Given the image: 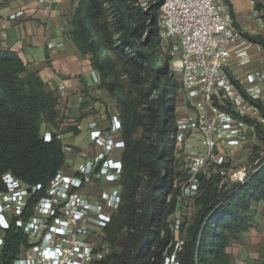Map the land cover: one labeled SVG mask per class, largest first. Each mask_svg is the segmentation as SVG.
Here are the masks:
<instances>
[{
	"label": "trees",
	"instance_id": "1",
	"mask_svg": "<svg viewBox=\"0 0 264 264\" xmlns=\"http://www.w3.org/2000/svg\"><path fill=\"white\" fill-rule=\"evenodd\" d=\"M159 7L160 2L144 8L140 0H78L71 20L73 41L90 56L115 100L125 142L119 153L122 201L104 231L110 251L91 264H166L171 257L177 264H232L228 247L250 229L253 205L264 200V158L244 182L226 179L221 185L225 176L216 164L210 165L217 173L200 172L197 211L176 223L184 235L176 240L170 217L184 198L174 165L182 87L162 46ZM255 9L264 19V0H256ZM242 35L264 46L261 35ZM116 58L126 82L117 76ZM231 77L264 120V100ZM58 103L37 70L16 51L0 49V187L3 175L12 172L44 188L65 166L63 141L56 133L47 141L41 132L44 122H56ZM240 117L264 141V123ZM26 244L22 232L10 229L1 264H13Z\"/></svg>",
	"mask_w": 264,
	"mask_h": 264
},
{
	"label": "built area",
	"instance_id": "2",
	"mask_svg": "<svg viewBox=\"0 0 264 264\" xmlns=\"http://www.w3.org/2000/svg\"><path fill=\"white\" fill-rule=\"evenodd\" d=\"M141 3L144 8L151 4L147 0ZM159 23L162 36L173 44L169 51L172 69L179 76L180 93L191 107L187 118L178 121L177 141L198 133L205 150L194 157L196 165L202 168L216 164L225 176L227 168L222 165L228 162L227 151L249 141V125L240 116L260 113L231 77L230 61L235 52L239 55L236 65L251 60L247 47L239 43L241 27L227 0H160ZM93 72L99 82L98 73ZM247 79L264 81V72L249 73ZM65 94L61 89V95ZM111 122L109 131L98 129L95 122L91 124L90 137L105 141L102 157L87 156L75 167L64 166L44 188L12 172L3 175L0 264L10 229L27 238L13 264H91L110 251L104 231L122 201L119 182L123 162L119 153L125 147L120 137V117L113 115ZM45 139L49 141L51 136ZM217 144L222 152L215 149ZM247 174H234L233 182H244ZM198 187L197 176L192 175L187 189L183 187V197H196Z\"/></svg>",
	"mask_w": 264,
	"mask_h": 264
},
{
	"label": "crops",
	"instance_id": "3",
	"mask_svg": "<svg viewBox=\"0 0 264 264\" xmlns=\"http://www.w3.org/2000/svg\"><path fill=\"white\" fill-rule=\"evenodd\" d=\"M227 2L242 32L264 38V19L256 12L253 0ZM77 4L78 0H0V49L16 51L38 71L46 90L58 96L56 122H44L41 132L44 136L58 134L65 145L67 167H75L87 156L104 155L105 141L90 137L91 124L109 131L112 116L118 114L115 100L101 79L95 80L90 56L73 41L71 20ZM14 14L18 16L13 18ZM239 43L247 47L251 60L236 65L239 55L235 52L231 73L251 95L264 100V81L247 79L249 73L264 72V46L244 36ZM61 89L66 93L63 96ZM248 132L255 134L251 126ZM252 216L247 235H257L258 250L264 256V200L254 203Z\"/></svg>",
	"mask_w": 264,
	"mask_h": 264
},
{
	"label": "rangeland",
	"instance_id": "4",
	"mask_svg": "<svg viewBox=\"0 0 264 264\" xmlns=\"http://www.w3.org/2000/svg\"><path fill=\"white\" fill-rule=\"evenodd\" d=\"M149 3H158L160 0H147ZM161 42L164 51H171L173 49V44L161 34ZM116 58L117 64V76H119L124 82H126V75L121 70L120 62ZM172 64V63H171ZM175 112L177 116V121L184 120L191 113V107L187 103L186 97L179 93L177 97V102L175 106ZM255 117L264 123V120L259 113V115L254 114ZM254 128V127H253ZM255 130V129H254ZM142 132V129H141ZM140 132V133H141ZM218 143V140H215ZM217 152H222V148L217 144L215 147ZM205 150L203 137L197 134H189L183 142L177 141V147L175 151L174 165L179 172L178 180L181 181L183 187H188L189 179L192 175L197 176L200 172L207 173H217L218 167L207 165L200 168L196 165L194 157ZM228 162L226 179L233 182V175L238 172L249 173L253 171L257 163L264 158V141L261 140L255 134L249 133V141L245 143L242 147L238 149H229L226 153ZM197 207L193 197L186 195L185 198L181 199L179 207L175 214H173L170 219L175 226V238L176 240L182 238L184 235L178 231L176 223H183L185 220H190L196 213ZM177 221V222H176ZM252 222V221H251ZM251 225V224H250ZM249 231V230H248ZM241 233L240 238H235L231 241L228 251L231 256L232 264H264L263 255L260 250H258L257 235H247V232ZM124 235V233H123ZM166 264H177V261L172 257L166 259Z\"/></svg>",
	"mask_w": 264,
	"mask_h": 264
}]
</instances>
